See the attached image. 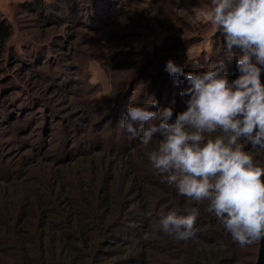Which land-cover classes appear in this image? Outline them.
<instances>
[{
	"label": "rangeland",
	"instance_id": "374dc122",
	"mask_svg": "<svg viewBox=\"0 0 264 264\" xmlns=\"http://www.w3.org/2000/svg\"><path fill=\"white\" fill-rule=\"evenodd\" d=\"M29 1L34 0H0V16L12 28L6 52L0 54V214L18 209L33 186L44 210L40 217L51 220L74 189L66 186L52 195L46 186L58 178L76 183L93 160L109 168L98 179L111 194L118 195L128 182L121 199L131 204L140 186H146L139 179L151 164L146 154L162 137L155 135L152 148L145 147L119 121L129 105L147 107L152 99L156 109L173 108L172 121L186 110L189 97L170 92L165 66L172 60L184 68L201 55L223 60L222 35L198 18L211 0H39L47 4L42 12L27 7ZM110 3L112 12L96 16L89 11L94 5L111 8ZM71 4L73 10L63 11ZM241 143L264 167V150ZM111 172L116 178L110 183ZM31 192L30 200L36 197ZM177 208L168 204L169 210ZM32 214L26 211L23 221L36 222ZM13 215L7 217L13 221ZM198 228H203L200 222ZM132 240L118 243L121 253L100 254L93 264H139L129 255L137 258L132 252L140 250L144 239ZM150 252L147 259L140 257V264L157 262ZM167 252L177 258L169 248ZM239 252L243 264H249L255 244Z\"/></svg>",
	"mask_w": 264,
	"mask_h": 264
},
{
	"label": "clouds",
	"instance_id": "9594fccd",
	"mask_svg": "<svg viewBox=\"0 0 264 264\" xmlns=\"http://www.w3.org/2000/svg\"><path fill=\"white\" fill-rule=\"evenodd\" d=\"M198 18L222 35L239 77L229 82L224 60L201 72H185L169 60L165 71L187 82L180 92L189 97L186 110L172 121L173 108L156 109L152 99L147 107L129 105L118 125L145 147L159 134L158 147L148 153L153 168L179 194L208 201L207 211L233 241L250 246L264 240V167L241 141L264 150V0H211ZM187 211L161 215L159 229L178 241H195L200 213L196 207ZM149 238L145 233L143 239Z\"/></svg>",
	"mask_w": 264,
	"mask_h": 264
},
{
	"label": "trees",
	"instance_id": "16d2710c",
	"mask_svg": "<svg viewBox=\"0 0 264 264\" xmlns=\"http://www.w3.org/2000/svg\"><path fill=\"white\" fill-rule=\"evenodd\" d=\"M26 6L42 12L47 4L44 5L43 2L34 0L29 1ZM110 7L103 8V5H94V8H90L89 11L96 16H101L104 10L112 12L113 4L110 3ZM73 8L75 7L71 4L63 8V11L69 13ZM163 9L166 11L165 6ZM11 36V25L0 16V54L6 52ZM13 53L12 50L10 54ZM221 56L229 82L237 79L239 71L236 67V60H234L236 57L229 59L225 54ZM218 61L219 59L215 56L205 58L201 55L183 69L185 72H201L207 70L210 64ZM164 75L162 74V77ZM261 76L263 80V70ZM185 87H187V82L183 76L178 79L170 78L169 89L173 95L180 96L181 90ZM154 89H156L155 86L153 91ZM172 97L174 100L175 97ZM152 145H149V148H152ZM88 150L77 153H87ZM153 150L156 148L153 147L149 152ZM146 155L148 159L146 162H150L148 154ZM83 169L86 173L79 176L76 183L71 180L60 182L64 178H58L52 182L51 187L46 186L52 195L57 190L65 189L66 186L74 189L72 198L66 196L68 203L62 212L59 209L54 210L55 215L51 220L46 221L44 215L40 217L39 214L44 210L38 206V193L33 186L26 194L27 199L18 209L0 214V264H93V260L100 254L121 253L119 242L123 244L133 241V237L143 239L145 233L150 238L144 239L138 252H132L137 258L129 255L130 260L138 259V262L134 263L140 264L142 261L140 257L147 259L151 255V250L157 259L154 264H173L174 259H178L180 264H243L239 252L241 246L233 241L231 234L214 212L207 211L209 202L206 200L197 202L179 194L175 185H169L152 164L142 170L144 172L141 178L137 176L145 180L146 186H140V191L135 194L136 201L131 204L121 199L128 182L118 191V195L115 192L111 194L106 184L99 182L100 174L108 175L109 171L104 161L87 162L86 168ZM112 174L111 172L109 175L112 176ZM115 178V175L112 176L110 183ZM31 191L35 192L36 200L35 198L29 199L32 195ZM170 203L178 207L176 211L168 209ZM192 207L198 208L200 213L194 225L198 230L195 241H178L159 229L158 223L161 215L168 213L187 215V210ZM22 209L24 213L28 210L32 212L33 217H36V222L25 223L22 218L24 215ZM13 212L12 221L7 216ZM146 213H151V215H146ZM42 218L45 222L40 224L39 221ZM138 219L140 222H137ZM199 222L203 228H198ZM123 235L129 237L124 240ZM111 246L115 249L107 248ZM167 248L174 251L177 258H171L172 255L167 252ZM259 248L260 241L255 244L254 259L249 264H256Z\"/></svg>",
	"mask_w": 264,
	"mask_h": 264
},
{
	"label": "water",
	"instance_id": "95a60500",
	"mask_svg": "<svg viewBox=\"0 0 264 264\" xmlns=\"http://www.w3.org/2000/svg\"><path fill=\"white\" fill-rule=\"evenodd\" d=\"M256 264H264V240L260 241L259 254Z\"/></svg>",
	"mask_w": 264,
	"mask_h": 264
}]
</instances>
